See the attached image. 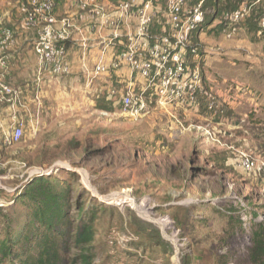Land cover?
Instances as JSON below:
<instances>
[{
    "label": "rangeland",
    "instance_id": "374dc122",
    "mask_svg": "<svg viewBox=\"0 0 264 264\" xmlns=\"http://www.w3.org/2000/svg\"><path fill=\"white\" fill-rule=\"evenodd\" d=\"M22 1L0 0V29L21 24ZM254 11L258 20L264 15ZM245 22L202 38L216 53L221 44L239 46L237 67H225L228 75L241 70L235 107L229 113L212 93L225 108L215 120L180 109L135 118L118 97L107 106L106 94L85 79L84 93L58 87L40 94L26 112L22 141L4 152L0 240L8 229L14 236L24 230V189L53 177L71 189L68 264L78 254L81 208L96 216L93 264H264V112L256 104L264 92V32L259 23L249 32ZM243 154L257 164L251 173L240 167Z\"/></svg>",
    "mask_w": 264,
    "mask_h": 264
},
{
    "label": "built area",
    "instance_id": "2783aa9c",
    "mask_svg": "<svg viewBox=\"0 0 264 264\" xmlns=\"http://www.w3.org/2000/svg\"><path fill=\"white\" fill-rule=\"evenodd\" d=\"M206 1L74 0L84 12V37L74 18L55 14L54 0H23L18 11L23 28L37 34L33 51L41 70L47 68L53 78L71 74L67 43L78 32L83 37L82 68L87 87L98 95L105 93L107 102L118 97L124 111L135 118L156 111L170 115L174 109L199 115L205 108L215 120L225 114V108L218 106L207 86L206 56L213 49L204 50L200 36L214 27L226 33L243 24L264 0H244L237 11L224 13L209 27L205 26L206 17L214 10L205 9ZM260 25L264 29V18ZM15 45L14 29L2 28L0 106L8 107L11 114L6 125L0 119V171L6 166L1 150L17 145L24 137L25 120L20 112L26 108L22 92L8 81L10 52ZM96 47L99 54L92 64L90 56ZM124 68L130 78L125 87L116 83L118 72ZM205 132L215 140L210 130ZM241 159L240 167L246 173L257 168L252 158L243 154Z\"/></svg>",
    "mask_w": 264,
    "mask_h": 264
},
{
    "label": "trees",
    "instance_id": "16d2710c",
    "mask_svg": "<svg viewBox=\"0 0 264 264\" xmlns=\"http://www.w3.org/2000/svg\"><path fill=\"white\" fill-rule=\"evenodd\" d=\"M243 1L207 0L205 9L214 10V14L207 15L205 26H211L226 12L237 11ZM254 12L259 13L258 16L264 14V2ZM252 14L245 22L248 30L260 31V26L258 29L254 26L255 23L260 25L264 15L258 20ZM220 31L222 32V28ZM103 101L107 106L110 105L105 99ZM104 109L108 108L105 106ZM70 190L69 185L63 186L53 177L39 178L24 189L20 200L26 206L28 221L22 232L14 236L15 233L8 229L4 239L0 240V264H68L65 247L68 246L69 235L72 234V221L67 216L71 206ZM17 202L18 200L15 203ZM78 214L81 219L78 233L73 236V244L78 251L74 264H93L95 256L92 254L91 244L95 239L96 216L86 215L83 208Z\"/></svg>",
    "mask_w": 264,
    "mask_h": 264
},
{
    "label": "crops",
    "instance_id": "0c3cea01",
    "mask_svg": "<svg viewBox=\"0 0 264 264\" xmlns=\"http://www.w3.org/2000/svg\"><path fill=\"white\" fill-rule=\"evenodd\" d=\"M117 2V0H102L103 3ZM55 14L58 17H72L76 21V25L79 30L83 32L84 37V12H82L78 6L75 4L74 0H56ZM246 26V23H245ZM2 28L0 29V31ZM217 31L221 32L218 28ZM16 35V45L10 52V76L8 81L14 87L22 92L23 101L25 103L26 111H31V108L36 109L38 105L39 96L46 90L61 88L64 89L66 93H84V70L82 65L84 63V44L83 37L78 33L74 32L73 38L67 43V62L71 66V74L63 76L61 78H53L49 70L46 68L41 70L38 59L33 51V45L37 39V34L34 30H26L23 28L22 23L15 30ZM206 34L200 36L201 46L204 50L213 49L206 56V82L207 86L210 88L211 93H215L219 98V102L223 101L226 110L230 113L235 107V100L237 98V90L235 89L236 84H239L241 70H233L226 73V66L235 68L237 67V62H232L234 59L240 60L239 53L237 52L239 46H230V49L221 48L220 45L219 53L215 52L214 47L207 46L202 38ZM99 54V49L96 47L90 56V63L94 64ZM255 57V56H253ZM252 57V58H253ZM239 78V79H238ZM118 80L116 83H120L123 87L129 84V71L124 68L118 72ZM230 82V84H227ZM42 90V91H41ZM74 91V92H73ZM214 91V92H213ZM45 94L49 95V91ZM221 103V102H220ZM257 106H261L258 113L264 112V92H260L258 95ZM33 105V106H32ZM251 106V104H249ZM26 111L22 110L20 112V117L25 120ZM184 115H192L194 117L200 118L201 114L205 115L204 109L201 114L189 113L185 110ZM11 112L6 106H0V119L4 121L6 125L9 122V116ZM230 119V118H227ZM19 145V143L17 144ZM15 145V146H17ZM4 148L1 150V156L3 159L4 152L14 148ZM7 164V163H6ZM21 164V163H20Z\"/></svg>",
    "mask_w": 264,
    "mask_h": 264
}]
</instances>
